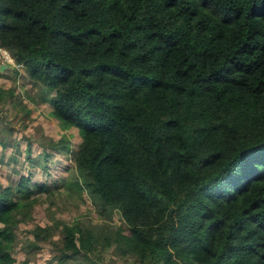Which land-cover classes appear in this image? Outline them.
I'll list each match as a JSON object with an SVG mask.
<instances>
[{
  "label": "trees",
  "instance_id": "obj_1",
  "mask_svg": "<svg viewBox=\"0 0 264 264\" xmlns=\"http://www.w3.org/2000/svg\"><path fill=\"white\" fill-rule=\"evenodd\" d=\"M0 45L78 129L62 187L106 219L36 225L28 246L62 264H264V0H0ZM30 182L0 185V264L33 194L59 191Z\"/></svg>",
  "mask_w": 264,
  "mask_h": 264
},
{
  "label": "rangeland",
  "instance_id": "obj_2",
  "mask_svg": "<svg viewBox=\"0 0 264 264\" xmlns=\"http://www.w3.org/2000/svg\"><path fill=\"white\" fill-rule=\"evenodd\" d=\"M8 68L5 75H0V82L6 87H13L14 97L5 106L0 105V185H15L21 175H26L31 179L30 185L43 183L52 189L59 188L52 197L37 191L33 194L36 196L33 208L18 214L22 221L17 227V240L12 248L16 260L12 264H62L55 258L51 243L28 246V239L33 238L31 230L36 225H51L56 221L74 223L81 220L89 225L103 223L106 219L100 215L98 206L90 197L82 200L77 193L66 192L62 187L66 178H78L72 157L81 141L78 129L74 126L62 128L51 114V103L46 100L41 102L43 98L39 88L29 86L30 78L21 69V64L11 63ZM31 107L34 108L33 113L26 115ZM64 144H67L69 152L62 150ZM50 198L57 204L51 203ZM112 217L113 222L119 221L116 212ZM58 235L57 231L53 238L57 239ZM109 255L112 261L108 257L100 263L121 264L118 262L124 261L111 253L105 254V257ZM132 259L125 263L132 264Z\"/></svg>",
  "mask_w": 264,
  "mask_h": 264
},
{
  "label": "built area",
  "instance_id": "obj_3",
  "mask_svg": "<svg viewBox=\"0 0 264 264\" xmlns=\"http://www.w3.org/2000/svg\"><path fill=\"white\" fill-rule=\"evenodd\" d=\"M7 52V53H5ZM9 56H12L11 53L9 52V50L3 48L1 45H0V61L1 63L2 62H5L7 63L8 65L11 64V63H14L15 64V60L14 58H10Z\"/></svg>",
  "mask_w": 264,
  "mask_h": 264
},
{
  "label": "water",
  "instance_id": "obj_4",
  "mask_svg": "<svg viewBox=\"0 0 264 264\" xmlns=\"http://www.w3.org/2000/svg\"><path fill=\"white\" fill-rule=\"evenodd\" d=\"M7 66H8L7 63L2 62V63L0 64V71H3L5 68H7Z\"/></svg>",
  "mask_w": 264,
  "mask_h": 264
},
{
  "label": "crops",
  "instance_id": "obj_5",
  "mask_svg": "<svg viewBox=\"0 0 264 264\" xmlns=\"http://www.w3.org/2000/svg\"><path fill=\"white\" fill-rule=\"evenodd\" d=\"M7 67H8V66H7ZM5 69H6V68H5ZM29 85H31V83H29ZM33 86H34V85H33ZM31 87H32V86H31ZM118 263H121V264L124 263V264H126L125 262H121V261L118 262Z\"/></svg>",
  "mask_w": 264,
  "mask_h": 264
}]
</instances>
